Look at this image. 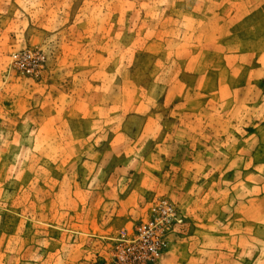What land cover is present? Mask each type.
<instances>
[{"label":"rangeland","instance_id":"obj_1","mask_svg":"<svg viewBox=\"0 0 264 264\" xmlns=\"http://www.w3.org/2000/svg\"><path fill=\"white\" fill-rule=\"evenodd\" d=\"M193 2L0 0V264H130L153 218L166 231L156 264H264V127L234 101L182 92L180 59L212 48L201 37L224 35L228 14L227 0H198L197 20L182 18ZM142 50L171 105L132 81ZM22 51L43 54L39 73L16 68Z\"/></svg>","mask_w":264,"mask_h":264},{"label":"crops","instance_id":"obj_2","mask_svg":"<svg viewBox=\"0 0 264 264\" xmlns=\"http://www.w3.org/2000/svg\"><path fill=\"white\" fill-rule=\"evenodd\" d=\"M180 3L186 7L184 1ZM197 4L198 0H194L189 12L183 10L182 18L197 20L205 7L203 4L201 10L196 12ZM225 9L228 12L227 17L223 19L225 23L219 25L224 35L217 36L220 32L216 31L209 33V36H202L201 40H211L214 46L212 48L204 46L200 53L191 51L190 55L180 59L183 61L181 70L183 77L180 78L182 92L186 87L192 86L194 89H204L206 103L231 100L237 105L245 106L249 111L254 110L251 118L254 122H251V126L262 129L264 118L259 121L264 117V0H227ZM205 16L210 21L211 17ZM222 40L226 42L224 45L220 42ZM167 55L168 53L165 56ZM198 56L204 58L205 65L202 69L199 64L191 67V62H195ZM158 59L154 53L147 50L136 52L131 73L136 86L147 90L150 98L156 102L160 99L161 106L164 107L174 103L176 97L171 92L173 90L171 85L155 84L153 74L158 71L156 67ZM184 76L194 77L197 82L200 81L199 85L187 84L183 81ZM142 81L149 82L147 88L140 84ZM179 97L181 96L177 99ZM124 135L129 137L126 133ZM259 167H264V164Z\"/></svg>","mask_w":264,"mask_h":264},{"label":"built area","instance_id":"obj_3","mask_svg":"<svg viewBox=\"0 0 264 264\" xmlns=\"http://www.w3.org/2000/svg\"><path fill=\"white\" fill-rule=\"evenodd\" d=\"M12 60L22 74L36 75L39 73L45 58L43 54L34 51H22L13 54ZM162 215L174 218L175 213L168 205L163 206ZM165 225L153 218L142 223L137 230V237L128 248L130 264H156L165 246Z\"/></svg>","mask_w":264,"mask_h":264}]
</instances>
